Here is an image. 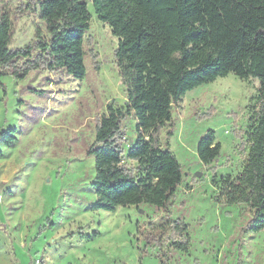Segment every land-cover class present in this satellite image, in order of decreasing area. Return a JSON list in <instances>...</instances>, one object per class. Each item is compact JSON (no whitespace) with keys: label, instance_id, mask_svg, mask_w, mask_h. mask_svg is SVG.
Segmentation results:
<instances>
[{"label":"rangeland","instance_id":"374dc122","mask_svg":"<svg viewBox=\"0 0 264 264\" xmlns=\"http://www.w3.org/2000/svg\"><path fill=\"white\" fill-rule=\"evenodd\" d=\"M15 5L0 0V14ZM10 22L9 48L23 47L40 31L50 66L0 79V264H264V229H249L247 206L219 203L213 183L242 171L258 78L229 74L187 92L173 107L171 126L158 132L182 173L168 215L148 204L93 210L95 168L87 151L95 120L109 103L125 102L114 59L118 40L90 0H34L31 14L10 12ZM123 130L128 151L137 137L133 118ZM208 131L220 153L204 165L196 147ZM129 187L117 186L113 196ZM165 217L184 222L187 252L154 240Z\"/></svg>","mask_w":264,"mask_h":264},{"label":"trees","instance_id":"16d2710c","mask_svg":"<svg viewBox=\"0 0 264 264\" xmlns=\"http://www.w3.org/2000/svg\"><path fill=\"white\" fill-rule=\"evenodd\" d=\"M14 1L13 8L0 14V79H21L50 66L49 43L40 31L23 47L9 48L10 12L21 17L34 11V0ZM90 1L118 40L114 59L125 88L124 104L109 103L95 120L94 142L87 151L95 168L92 209L112 212L148 204L168 215L182 173L174 154L160 146L158 132L171 126L173 107L187 92L233 74L258 78L259 102L242 171L213 183L219 203L247 206L252 213L249 229H264V0ZM86 49L94 58L88 42ZM129 118L135 121L137 137L126 151L123 125ZM219 153L220 144L208 131L197 143V158L209 165ZM128 184L129 189L113 196L114 188ZM165 218L154 240L187 252L184 222Z\"/></svg>","mask_w":264,"mask_h":264}]
</instances>
